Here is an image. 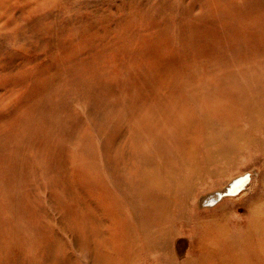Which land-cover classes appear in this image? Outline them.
<instances>
[{
	"label": "rangeland",
	"instance_id": "obj_1",
	"mask_svg": "<svg viewBox=\"0 0 264 264\" xmlns=\"http://www.w3.org/2000/svg\"><path fill=\"white\" fill-rule=\"evenodd\" d=\"M148 141L146 176L174 172L196 188L233 171L208 204L230 217L227 246L189 264H264V0H0L8 264L29 245L40 258L54 251L40 264L79 247L109 252L103 236L131 206L104 146L131 155ZM234 177L244 182L231 192ZM211 223L210 242L220 233Z\"/></svg>",
	"mask_w": 264,
	"mask_h": 264
},
{
	"label": "bare ground",
	"instance_id": "obj_2",
	"mask_svg": "<svg viewBox=\"0 0 264 264\" xmlns=\"http://www.w3.org/2000/svg\"><path fill=\"white\" fill-rule=\"evenodd\" d=\"M91 119L95 120L93 116ZM256 121L258 120L253 122ZM94 124L101 126V123ZM169 133L161 132V136L165 137ZM251 136L252 134L247 138ZM145 140L147 139L142 138L143 142ZM145 147L146 149L140 152L136 144L135 151L130 155L119 151L108 152L107 145L104 146L103 157L107 173L112 176L111 180L118 186L120 193L125 194L121 195L128 197L125 200L131 206L129 214L119 215L120 224H112L109 236L106 233L103 236L110 251L102 254L93 248L88 249L87 246L79 247L75 250L76 257L72 258L70 254L61 253L58 254L59 261L54 264H189L197 258L203 262L210 256L220 257L222 247L227 246L228 235L223 229L225 227L227 229L230 217L221 207L208 204L213 203L215 199V192L212 190L219 189L225 179L233 175V171L219 178L215 173H210L214 176L201 177L200 184L196 188H193V185L189 186L187 179H178L174 172L171 176L164 177L165 179H161L157 172L146 176L150 155L148 153L154 146L148 141ZM236 169L237 166L232 170ZM230 180L233 189L231 192L240 188L244 182L241 177ZM185 198L184 207H181L180 204ZM183 215L184 222L178 227L177 223L182 221ZM213 221L216 223L211 224L219 229L220 233L210 242L201 234L210 232L211 228L206 224ZM93 228L98 230V225ZM100 230L103 231V226ZM82 237L85 240L84 245H87V235L82 234ZM68 239L74 246H78L74 234H70ZM201 244L205 245L202 250H200ZM29 246L30 248L20 247L21 252L18 254L20 256L8 258L12 262L9 264H29L30 261L40 264L45 258H49L48 254L50 256L54 254V251L48 250V253H37L45 256L36 257L37 248ZM61 249L66 251L63 247ZM28 250L32 254L27 255ZM140 251L147 253L144 254V260L138 262ZM33 254L35 256L31 260L30 256ZM0 264H8L4 256H0Z\"/></svg>",
	"mask_w": 264,
	"mask_h": 264
}]
</instances>
